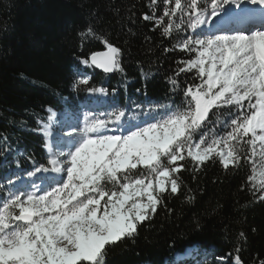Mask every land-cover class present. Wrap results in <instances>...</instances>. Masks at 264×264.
Here are the masks:
<instances>
[{
	"label": "trees",
	"instance_id": "trees-1",
	"mask_svg": "<svg viewBox=\"0 0 264 264\" xmlns=\"http://www.w3.org/2000/svg\"><path fill=\"white\" fill-rule=\"evenodd\" d=\"M173 4L0 0V161L7 157L5 168L35 173L37 167H49L42 149L46 109L78 115L87 90L118 91L120 103L109 110H122L125 101L136 118L147 117L142 113L149 110L155 115L160 105L184 106V87L200 81L194 71L176 74L180 62L193 54L173 46L203 33L188 28L186 14L164 16ZM168 23H173L171 36L163 35ZM105 41L120 49L122 71L104 75L82 68L80 61L89 63L92 54L107 50ZM170 78L177 80L176 90ZM80 79L88 83L79 84ZM136 91L150 100L135 96ZM221 111V121L211 126L217 135L228 131L223 121L230 117ZM180 165L182 170L173 174L179 177L178 193L172 194L167 184L156 213L138 224L134 236L106 246L105 264H232L236 255L243 264L264 261V200L248 181L252 165L242 160L225 169L218 157L197 164L186 152Z\"/></svg>",
	"mask_w": 264,
	"mask_h": 264
},
{
	"label": "snow or ice",
	"instance_id": "snow-or-ice-1",
	"mask_svg": "<svg viewBox=\"0 0 264 264\" xmlns=\"http://www.w3.org/2000/svg\"><path fill=\"white\" fill-rule=\"evenodd\" d=\"M229 2L174 0L164 16L186 14L187 26L195 32L206 23V14L220 16L221 6ZM232 15L223 10L224 17ZM223 23L231 26L224 34L185 36L173 46L194 53L180 62L176 74L194 71L200 81L184 87V106L160 105L162 111L155 115L152 110L142 113L148 119L129 123L126 132L118 131L123 110L106 119H86L72 150L51 155L50 167L35 169L63 173L66 179L49 188L33 184V191L9 190L0 198V264H105L106 246L134 236L138 224L156 213L167 184L172 194L178 193L179 177L173 174L182 170L177 162L185 152L197 164L218 157L225 169L242 160L252 165L248 181L264 200V26L245 27L231 19ZM172 30L173 23L166 24L163 35L171 36ZM104 43L107 51L92 54L90 63L106 73L122 71L120 49ZM170 83L173 90L179 87L176 79ZM221 110L230 117L223 121L228 131L217 135L211 126L221 121ZM239 236L246 239L244 232ZM234 260L243 264L239 255Z\"/></svg>",
	"mask_w": 264,
	"mask_h": 264
},
{
	"label": "bare ground",
	"instance_id": "bare-ground-1",
	"mask_svg": "<svg viewBox=\"0 0 264 264\" xmlns=\"http://www.w3.org/2000/svg\"><path fill=\"white\" fill-rule=\"evenodd\" d=\"M231 1H233L234 3H236V5H240V4H242L246 0H231ZM226 7H228V5L227 6H221V8H226ZM246 18H249V20L252 21V25H249L248 23L247 24L244 23L245 20H246ZM226 19L227 18L219 19V20H216L214 23H212L213 32H215L217 34H224V32L227 31L231 27L230 25H227L226 26L223 23V21L226 20ZM228 19H231L233 22L239 21L245 27H247V26H253V27L258 28V27L264 26V23H262L261 17H259L257 14L255 15L254 13L249 12V11L246 12L243 17H238V16H235L233 14L232 17L231 18H228ZM53 112H55V111H53L51 108H48L47 109V113L50 115L51 119L49 117V121L44 124V127L45 128H48V129L51 128V122H52V120H55V117L52 116ZM58 112H61V111H58ZM60 116L64 117V116H66V114H60ZM182 257H184V255ZM178 260H180V259H178Z\"/></svg>",
	"mask_w": 264,
	"mask_h": 264
},
{
	"label": "rangeland",
	"instance_id": "rangeland-1",
	"mask_svg": "<svg viewBox=\"0 0 264 264\" xmlns=\"http://www.w3.org/2000/svg\"><path fill=\"white\" fill-rule=\"evenodd\" d=\"M247 1H250V0H246V1H244V2H247ZM243 2V3H244ZM234 4H236V3H234L233 1H231L230 0V2L228 3V4H223L222 6H227L228 5V7H232ZM211 9V8H210ZM192 31V30H191ZM199 31V29H196L195 30V32H198ZM214 34H217V33H215V32H213V33H210V32H208V33H204L203 35H214ZM193 55H194V53H192ZM65 117V116H64ZM63 159H64V157H63ZM176 261H180V260H176Z\"/></svg>",
	"mask_w": 264,
	"mask_h": 264
},
{
	"label": "water",
	"instance_id": "water-1",
	"mask_svg": "<svg viewBox=\"0 0 264 264\" xmlns=\"http://www.w3.org/2000/svg\"><path fill=\"white\" fill-rule=\"evenodd\" d=\"M106 51H107V50H106ZM104 52H105V51H104ZM89 62H90V60H89ZM90 64H91V63H90ZM91 65H92V64H91ZM92 67H93L96 71H98V72H100V73H102V74H104V75H113V74L115 73V71H113V72H109V73H106V72L103 71V69L95 67V65H92Z\"/></svg>",
	"mask_w": 264,
	"mask_h": 264
}]
</instances>
